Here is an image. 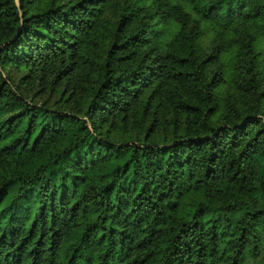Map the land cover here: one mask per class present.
Wrapping results in <instances>:
<instances>
[{"label": "trees", "instance_id": "1", "mask_svg": "<svg viewBox=\"0 0 264 264\" xmlns=\"http://www.w3.org/2000/svg\"><path fill=\"white\" fill-rule=\"evenodd\" d=\"M0 264H264V0H0Z\"/></svg>", "mask_w": 264, "mask_h": 264}, {"label": "water", "instance_id": "2", "mask_svg": "<svg viewBox=\"0 0 264 264\" xmlns=\"http://www.w3.org/2000/svg\"><path fill=\"white\" fill-rule=\"evenodd\" d=\"M15 3L17 5V7H19V0H15ZM20 16H22V14L20 13Z\"/></svg>", "mask_w": 264, "mask_h": 264}, {"label": "rangeland", "instance_id": "3", "mask_svg": "<svg viewBox=\"0 0 264 264\" xmlns=\"http://www.w3.org/2000/svg\"><path fill=\"white\" fill-rule=\"evenodd\" d=\"M208 35V34H207Z\"/></svg>", "mask_w": 264, "mask_h": 264}]
</instances>
